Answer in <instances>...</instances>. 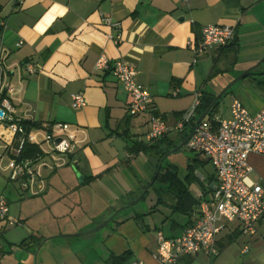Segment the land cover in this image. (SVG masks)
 Masks as SVG:
<instances>
[{"label": "crops", "instance_id": "0c3cea01", "mask_svg": "<svg viewBox=\"0 0 264 264\" xmlns=\"http://www.w3.org/2000/svg\"><path fill=\"white\" fill-rule=\"evenodd\" d=\"M105 16L119 22L120 27L105 24ZM4 21L6 28L1 31L0 26V31L9 49L7 64L10 82L15 87L12 97L15 115L31 125L40 123L43 129L54 123H68L76 134L73 152L61 155L60 161L50 145H42V150L49 152L42 156L44 189L41 194L30 196L21 191L17 182L9 180L6 165L10 155L5 144L12 140V135L0 122V200L8 203L7 216L19 221L10 225L6 219H0V263L9 253L13 257H7L5 264H33V255L45 238L89 227L90 220L99 216L108 199L92 205L87 202V208L93 206L92 211L84 213L80 222L72 214L83 203L82 193L88 196L93 192L98 196L113 192V179L126 176L124 168L130 169L131 161L143 152L140 145L150 144L145 135L151 115H163L170 128L167 137L178 139L180 134L173 127L192 108L196 94L204 90L217 94L222 89L221 82L208 81L214 64L217 66L224 60L223 66L229 63L230 69L241 72L264 56V0H0V25ZM207 25L233 26L235 36L230 43L235 45L195 57L189 43L198 39ZM115 37H119L118 41ZM20 40L22 45L17 46ZM102 54L111 61L122 59L135 66L136 81L151 97L147 112L138 116L128 114L127 91L111 69L95 68ZM27 62L38 66L35 73L25 70ZM227 72L228 69L224 74ZM255 79L245 78L237 83L227 112L215 117L216 122L230 117L234 99L252 114L264 107V86L257 87L256 83L264 81V76ZM175 90L177 94L173 95ZM78 92L83 93L86 105L73 109L72 95ZM218 112L219 107L215 114ZM248 162L252 167L249 179L259 181L264 188V155L251 154ZM195 176L202 188L194 193L189 186L191 193L200 200L209 199L215 183L213 168ZM116 187L127 195L133 192L135 183ZM74 192H78L80 199L68 203ZM122 197L118 195L112 205L111 201L106 202L107 213L125 203ZM153 205L148 213L133 212L117 218L112 231L101 235L98 241L103 247L104 264L112 255L125 252H130L125 264L133 261L161 264L154 257L158 232L177 236L197 218L198 207L190 217H185L172 214L166 206ZM39 214L47 215L43 230L29 221ZM143 214L160 216L162 221L151 220L145 229ZM262 223L264 217L257 222L255 234ZM240 235L245 234L236 224L219 231L216 235L219 252L226 240ZM253 235L245 236L256 239ZM30 236H34L33 242L20 247ZM95 237L88 240L92 247L99 236ZM73 238L52 239L50 244L47 241L38 254L49 246L68 250L79 247L71 241ZM17 251H22V255L17 256ZM217 256L183 255L176 264H215Z\"/></svg>", "mask_w": 264, "mask_h": 264}, {"label": "built area", "instance_id": "2783aa9c", "mask_svg": "<svg viewBox=\"0 0 264 264\" xmlns=\"http://www.w3.org/2000/svg\"><path fill=\"white\" fill-rule=\"evenodd\" d=\"M105 24L119 28L120 23L110 17H103ZM1 31L6 22L1 23ZM0 31V122L12 135V140L5 144L10 155L6 167L9 169V180L17 182L22 192L31 196L39 195L44 189L41 168L45 165L42 156L46 153L42 145H50L51 152L61 159V155L73 152L76 134L68 123H54L47 128L25 127L23 120L15 115L12 97L15 87L10 82V70L7 64L9 49L5 47ZM235 36V28L230 25H207L202 28L198 39L189 43L194 56L219 50L228 45ZM119 37H115L118 41ZM22 45L20 40L17 46ZM24 68L28 73H35L36 64L27 62ZM98 70L111 69L118 82L130 96L128 114L138 116L147 112L151 97L146 88L136 81V68L133 64L117 59L111 61L102 54L96 60ZM177 94V90L173 95ZM201 93L195 97L192 108L175 124L173 130L182 132L195 117L196 107L200 103ZM86 105L83 93L72 95L71 107L80 109ZM149 129L145 139L151 143L170 131L165 119L159 115H151ZM190 138L186 142L189 151L201 154L211 164L215 183L209 199L200 200L197 218L184 231L168 237L162 232L157 234V249L154 257L161 264H176L183 255L206 256L218 255L216 235L224 228L236 224L245 235L256 231L257 222L264 217V188L259 181H252L248 175L252 170L248 162L251 154L264 155V107L252 114L238 99L230 106V117L221 119L214 125L203 120L192 127ZM41 135V138L39 136ZM59 139L56 143L55 140ZM26 144L36 145L42 154L34 158H22ZM60 161V160H59ZM73 162V161H72ZM74 163V162H73ZM8 215V203L0 200V219H6L10 225L19 221ZM231 228V227H230ZM246 251V250H245ZM131 264H143L133 261Z\"/></svg>", "mask_w": 264, "mask_h": 264}, {"label": "rangeland", "instance_id": "374dc122", "mask_svg": "<svg viewBox=\"0 0 264 264\" xmlns=\"http://www.w3.org/2000/svg\"><path fill=\"white\" fill-rule=\"evenodd\" d=\"M243 60L244 58L242 57V61ZM223 62L224 60H222L221 63H218L217 67L220 69H224V68L228 69V72L224 74L226 75L224 76L225 78L234 77L239 73L238 72L239 70L230 69L229 63L223 66ZM235 86L232 89H234ZM230 100H231V93L221 98L220 104H219V112L217 114H214V118L215 117L219 118L221 117L222 114L227 112L229 105H230ZM195 155L196 153L189 151L186 146H183L181 150L171 152L165 156V165L167 164L175 165L179 171V175L183 177L186 173L187 165L191 163ZM149 159H150L149 152L143 151L139 153L131 161V164H130L131 168L130 169L127 167L124 168V170L126 169V172H125L126 176L124 175V176L113 179L115 186L111 187L113 191L111 193L103 192V193H100L98 196H96L95 194H93V192H91L88 196H85L86 194L81 192L84 198L83 203L74 210V213L72 215L73 216L76 215L78 217V220L82 222L84 220V213H90L92 211L91 208L93 206H91L90 208H87V206H89L88 205L89 203H91L92 205V203H99V201L102 202L105 199H108L107 201H111V205H112L113 204L112 202L116 201V198L118 197V195H121V197L123 196L121 200L125 202L124 204H127L130 201L137 198L138 196H140L144 190L142 192H139L140 190H139V187L137 186V183L138 182L140 183L143 180V179L141 180V177H143L144 168L147 165ZM207 171H212V166L209 162L198 166L195 173L203 174V173H206ZM132 183H135V189L133 190L134 193L131 192L127 195L124 194V190L122 191V188L119 189L118 187H116V185L119 184L125 188L126 186L129 187L130 184L132 185ZM189 186H190V189L194 193L198 191L197 189L202 188L198 180L191 182ZM117 191H120V192H117ZM120 193H123V194H120ZM131 197H133V199H131ZM76 199L77 201L78 199H80L78 192H74L71 194L68 203L71 202L72 200L76 201ZM151 200H153V202ZM156 200H157V195L154 190V187L149 188L148 192L146 193L145 198H141L137 203L120 211L114 217V219L111 220L106 226L90 234L79 236V237H74L73 240L71 239V241L77 244L79 247L70 248L68 250V249L61 248V247L51 248L49 246L46 250L44 251L41 250V252L37 254L36 258L33 257V264H104L102 260V258L104 257V251L102 249L103 247L100 241H98L100 240L101 235H103L106 231H109V232L112 231L111 229L114 227V223L117 220V218L124 217L126 216V214H131L133 212L148 213L150 210V205H152V203L155 204ZM87 202L89 203L87 204ZM106 202L104 205L101 206L103 207L104 210L99 212V216L97 218H93L92 220H90L88 224L90 226L80 232H85L87 230H90L96 227L98 224L103 222L106 217L110 216L113 213V211L111 210H109V213H107L108 208H107ZM123 205H120L119 207ZM103 214H107V216L105 218L100 219L101 215ZM45 216L47 215L39 214L35 217L30 218L29 219L30 224L39 230L40 229L43 230V228L47 226L46 222L44 221ZM151 220H154L155 222L160 223L162 221V217L160 216L158 217L156 215L149 217L148 214H145V215L143 214V219L141 221L145 229H146L145 224H150ZM92 221H94V223ZM150 230H151V233L153 234L154 231L152 229ZM255 233L254 235L253 234L252 235L253 237L256 236V239H252V240L250 238L251 236H245V235H240L236 237L235 239H231L230 241L226 240L225 245L220 249V252L218 253V256H217L218 259L215 264H264V223L260 225V228L258 229L257 234ZM95 236H99V237L95 240L97 241L96 245L92 247L91 245H89L88 240L90 241L94 240L96 238ZM64 238L67 240V237H62V239ZM55 239H58V238H55ZM47 243L50 244L51 241L48 240ZM84 244L86 245L84 246ZM16 250L17 249H15L14 251L16 252ZM17 253H18L17 256H20L22 255L23 252L17 251ZM6 256L10 259L11 254L9 253ZM7 257L1 260L2 263L0 264H5L6 260H8Z\"/></svg>", "mask_w": 264, "mask_h": 264}, {"label": "trees", "instance_id": "16d2710c", "mask_svg": "<svg viewBox=\"0 0 264 264\" xmlns=\"http://www.w3.org/2000/svg\"><path fill=\"white\" fill-rule=\"evenodd\" d=\"M233 43V42H232ZM226 45L221 48L230 49L234 46ZM220 50V49H219ZM227 69H220L214 64L211 69V72L208 76V81L218 79L223 76ZM256 76H264V63L260 65L256 70L252 73L248 74L246 78H251L253 81H257L255 79ZM257 87L259 85L264 86V81L256 82ZM224 84L222 83V88ZM232 90H228L222 97L231 93ZM216 94L204 90L200 103L196 107L195 117L190 121V124L186 126L185 130L182 132H178L180 134L178 139L171 140L167 137V134L162 138L150 143V144H141L140 147L143 151L149 152V161L144 168V179L139 183V192L145 190V188L149 185V188H153L157 195L156 203L153 207L157 208L159 206H166L171 210L172 214L183 215L185 217H190L195 207H198L200 199L195 197L194 194L191 193L189 189V185L191 182L197 180L195 176V171L198 166L203 165L204 163H208V160L203 157L201 154H196L192 159L191 163H189L186 167V173L183 177L179 175V171L175 165H165V156L172 151L175 147H177L191 132L192 127L196 125L197 118L204 113L207 108L210 106L212 101L214 100ZM221 97V98H222ZM221 98L215 103V105L209 111L207 117L204 120L211 121L214 125H217V122L214 120V114L217 112ZM161 117L164 118L162 115ZM25 127H40L42 126L40 123H33L23 121ZM42 152L40 148L36 145L26 144L25 148L22 151V158H34L37 155H41ZM159 173L157 174V171ZM153 181L151 184L150 182ZM212 182V181H211ZM145 192L142 198H145ZM134 193V192H132ZM133 199V197H131ZM130 199V200H131ZM189 223V222H188ZM190 225V224H189ZM186 226V225H185ZM144 227V226H142ZM176 236V235H174ZM33 237L23 240L20 243V247H23L27 243L33 242ZM171 237V236H168ZM130 256V252H125L121 255H112L107 261L106 264H125Z\"/></svg>", "mask_w": 264, "mask_h": 264}, {"label": "water", "instance_id": "95a60500", "mask_svg": "<svg viewBox=\"0 0 264 264\" xmlns=\"http://www.w3.org/2000/svg\"><path fill=\"white\" fill-rule=\"evenodd\" d=\"M229 45H231V43H229ZM262 63H264V56H262L254 65L246 68L245 70L239 72L236 76L234 77H224L226 75H223L221 77H219L218 79H215V81H219L221 82V84L223 83L224 84V87L216 94L214 100L212 101V103L210 104V106L207 108V110L202 113L199 118L197 119L196 121V125L199 124L201 121H203L205 119V117L208 115L209 111L211 110V108L215 105V103L224 95V93H226L228 90H232V88L237 84L239 83L241 80L245 79L246 76L250 73H252L254 70H256L260 65H262ZM190 133L187 135V137L177 146L175 147L172 151H170L169 153L171 152H174V151H178V150H181L183 148V146L186 145V142L188 141V139L190 138ZM56 143L59 142V139H56L55 140ZM168 153V154H169ZM167 154V155H168ZM80 181L82 182V178L80 177ZM148 187V186H147ZM147 190V188L141 193L140 196H138L137 198H135L134 200L130 201L129 203L127 204H124L123 206L117 208L110 216H108L103 222H101L100 224H98L96 227L90 229V230H87L85 232H76V233H72V234H60V235H55V236H52V237H48V238H45L44 240H42L35 253H34V258H36L41 246L47 242L48 240H52V239H55V238H62V237H67V236H71V237H79V236H84V235H87V234H90L92 232H95L99 229H101L102 227L106 226L111 220L114 219V217L120 212L122 211L123 209L137 203L144 195L145 191Z\"/></svg>", "mask_w": 264, "mask_h": 264}, {"label": "flooded vegetation", "instance_id": "af4514ba", "mask_svg": "<svg viewBox=\"0 0 264 264\" xmlns=\"http://www.w3.org/2000/svg\"><path fill=\"white\" fill-rule=\"evenodd\" d=\"M185 146H186V145H185ZM158 173H159V170L157 171V174H158ZM152 182H153V181H151L150 184H151ZM146 188H147V190H148V189H149V185H148V187H146ZM146 188H145V189H146ZM147 190H146V191H147ZM146 191H145V192H146ZM115 210H116V208L112 209L111 211L114 212ZM106 216H107V215H106ZM106 216H105V217H106ZM105 217H104V218H105ZM106 218H107V217H106ZM106 218H105V219H106Z\"/></svg>", "mask_w": 264, "mask_h": 264}]
</instances>
